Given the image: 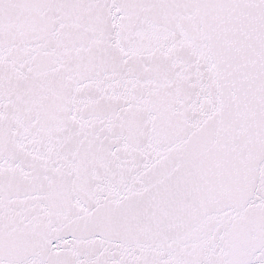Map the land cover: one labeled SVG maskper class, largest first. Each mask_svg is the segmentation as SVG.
<instances>
[{"label": "snow or ice", "instance_id": "6c2138e0", "mask_svg": "<svg viewBox=\"0 0 264 264\" xmlns=\"http://www.w3.org/2000/svg\"><path fill=\"white\" fill-rule=\"evenodd\" d=\"M0 264H264V0H0Z\"/></svg>", "mask_w": 264, "mask_h": 264}]
</instances>
